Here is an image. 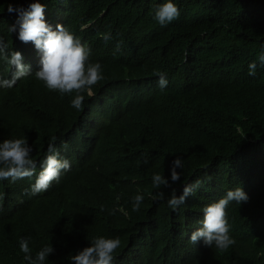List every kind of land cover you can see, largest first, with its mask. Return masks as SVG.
<instances>
[{"label":"trees","instance_id":"16d2710c","mask_svg":"<svg viewBox=\"0 0 264 264\" xmlns=\"http://www.w3.org/2000/svg\"><path fill=\"white\" fill-rule=\"evenodd\" d=\"M31 2L0 0V38L32 70L8 91L30 116L21 107L2 113L0 142L25 137L37 175L50 142L71 168L36 195L30 194L35 175L0 180L3 264H28L19 248L23 237H30L33 256L45 245L54 248L46 264H72L71 257L97 236L121 239L113 264H264V66L258 60L264 0H173L180 17L163 27L153 14L165 0H41L47 22H62L103 67L104 79L93 96L85 94L82 110L71 107L75 94L49 91L35 78L40 54L9 31L18 13L7 6ZM106 32L112 35L107 43ZM0 61L1 76L14 71ZM252 62L255 75L248 74ZM157 70L168 80L163 90ZM10 96L0 93V103ZM176 157L184 165L180 181L154 189L150 176L170 179ZM197 179L203 186L170 209L172 189L180 195ZM237 186L249 201H233L227 209L236 243L222 253L203 241L192 244L202 209ZM161 191L163 198L153 199ZM138 192L144 200L136 212L132 197Z\"/></svg>","mask_w":264,"mask_h":264},{"label":"clouds","instance_id":"9594fccd","mask_svg":"<svg viewBox=\"0 0 264 264\" xmlns=\"http://www.w3.org/2000/svg\"><path fill=\"white\" fill-rule=\"evenodd\" d=\"M46 4L41 0H34L24 7L9 4V13H18L15 23L9 26L10 32H18V39L27 44L32 43L40 54L39 68L35 71V78L42 82L44 87L60 95L75 94L71 100V107L82 110L85 94L89 97L94 95L93 88L104 79L103 67L100 62L91 60V48L82 41L73 31L63 24L50 25L45 17ZM181 10L173 0H165L158 4L154 10L153 19L162 27L180 17ZM102 39L107 43L112 39L111 32L102 34ZM119 47V45H117ZM0 58L14 68L8 72L6 77L0 75V93H7L23 77L31 74V66L26 65L24 57L19 51H12L10 54L3 38H0ZM261 66H264V51L258 56ZM257 64L252 62L249 65V75H255ZM155 75L159 77L158 87L163 90L168 84L166 74L157 70ZM23 108V114L30 116L28 109L14 105L10 96V102L0 103V121L2 113L13 108ZM55 137L52 141H55ZM66 147V145H65ZM33 148L25 137L5 139L0 142V180L11 179L13 182L19 179L36 176L34 184L31 185L30 194L36 195L47 191L54 181L58 182L62 172L71 168L68 159L60 158L59 151L50 142L47 147V155L41 165V170L36 174V161L32 157ZM144 163H147L145 159ZM183 161L180 157L173 159L170 167V179L160 173L152 176V187L154 189L171 188V184L179 182L183 169ZM203 181L197 179L195 182L186 184L182 194L177 195L172 189V194L167 200V205L172 210H177L183 205L190 195H193L203 186ZM28 190H26L27 192ZM163 198V192H157L153 199ZM144 200V195L137 193L132 197V210L138 212ZM242 204L249 201L248 194L242 187L237 186L230 189L218 201L206 205L203 209V219L199 221L200 227L190 235V242L197 244L203 241L206 247L213 245L220 251H226L236 241L231 236V225L229 223L228 206L231 202ZM30 237H23L19 240L20 251L24 254V260L28 264H46L49 254L54 252L51 245L40 248L35 256L29 246ZM121 246L119 237L97 236L90 241V246L71 257L72 264H113L115 253Z\"/></svg>","mask_w":264,"mask_h":264},{"label":"bare ground","instance_id":"6f19581e","mask_svg":"<svg viewBox=\"0 0 264 264\" xmlns=\"http://www.w3.org/2000/svg\"><path fill=\"white\" fill-rule=\"evenodd\" d=\"M71 3H73V2H71ZM71 6H72V4H71ZM73 6H74V4H73ZM73 6H72V7H73ZM72 7H71V8H72ZM68 8H69V7H68ZM66 10H67V9H66ZM66 12H67V11H66ZM64 14H65V13H64ZM66 15H67V14H66ZM64 17H65V16H64ZM9 18H10V16H9ZM62 18H63V16H62ZM6 20H8V19H6ZM62 20H63V19H62ZM62 20H61V21H62ZM61 21H60V22H61ZM67 22H68V21H67ZM61 23H62V22H61ZM61 23H60V24H61ZM68 23H69V22H68ZM69 25H70V24H69ZM99 28H100V27H99ZM101 29H102V28H100V30H101ZM96 30H99V29L96 28ZM96 32H97V31H96ZM98 32H99V31H98ZM7 49H8V48H7ZM0 62H1V61H0ZM7 65H9V64H7ZM0 72H1V71H0ZM107 112H108V111H106V116H107V115L109 116V114H107ZM115 112H116V111H115ZM104 114H105V113H104ZM110 114H111V113H110ZM112 115H115V113H114V114L112 113ZM117 115H118V114H117ZM106 116H105V117H106ZM103 117H104V116H103ZM105 117H104V118H105ZM111 117H112V116H111ZM113 117H114V116H113ZM87 118H88V117H87ZM107 118H108V117H107ZM109 119H110V118H109ZM79 120H80V119H79ZM79 120H78V121H79ZM100 120H101V119H100ZM111 120H112V119H111ZM111 120H109V121H111ZM86 121H87V120H86ZM86 121H85V124L88 122V121H87V122H86ZM98 121H99V120H98ZM89 122H90V121H89ZM94 122H95V120H94ZM102 122H103V121H102ZM83 123H84V122H83ZM97 123H99V122H97ZM22 124H23V123H22ZM103 124H104V122H103ZM103 124H102V125H103ZM94 125H95V124H94ZM75 126L77 127V125H75ZM75 126H74V127H75ZM80 126H81V125H79V127H80ZM82 127H83V125H82ZM80 129H81V128H80ZM88 129H89V128H88ZM88 129H87V130H88ZM94 129H98V128H94ZM92 130H93V129H92ZM92 130H91L90 132H92ZM78 131H80V130H78ZM78 131H77V132H78ZM31 132H32V131H31ZM71 132H72V131H71ZM84 132H85V131H84ZM94 132H95V131H94ZM78 133H79V132H78ZM25 134H26V133H25ZM40 134H42V133L40 132ZM83 134H84V133H83ZM91 134H93V133H91ZM75 135H76V134H74L73 136H75ZM80 135L84 137L85 134L82 135V133H81ZM81 136H80V137H81ZM89 136H90V134H89ZM89 136H88V137L85 136V139H86V138H87V139H88V138H91V137H89ZM75 137H76V136H75ZM92 137H93V136H92ZM76 138L78 139V137H76ZM82 139H84V138H82ZM74 140H75V139H74ZM85 141H87V140H85ZM81 142H82V141H81ZM74 143H76V142H74ZM89 143H90V140H89ZM102 144H103V143H102ZM89 145H90V144H89ZM83 146H84V145H83ZM85 146H86V144H85ZM90 146H91V145H90ZM92 146H93V145H92ZM92 146H91V147H92ZM103 146H104V145H103ZM83 148H84V147H83ZM86 148H87V147H86ZM102 148H103V147H102ZM82 150H84V149H82ZM82 150H81V151H82ZM94 150H95V149H94ZM94 150H93V151H94ZM85 152H86V151H85ZM71 154H72V153H71ZM98 155H99V154H98ZM42 156H43V155H42ZM72 156H73V155H71V158H73V157L76 156V155H74L73 157H72ZM81 156H82V155H81ZM65 157H66V156H65ZM98 157H99V156H98ZM98 157H97V158H98ZM102 157H103V156H102ZM105 157H106V156L104 155V158H105ZM68 158H69V157H68ZM80 158H81V157H80ZM100 158H101V156H100ZM100 158H99V159H100ZM69 159H70V158H69ZM77 160H78V159H77ZM100 160H101V159H100ZM42 161H43V159H42ZM104 161H105V160H104ZM73 162H74V161H73ZM41 163H42V162H41ZM150 177H152V176H150ZM139 179H142V178H139ZM146 179H147V178H146ZM151 179H152V178H151ZM135 181H137V180H135ZM137 183H138V182H137ZM137 189H138V188H137ZM139 192H140V190H139ZM147 195H148V194H147ZM125 213H126V212H125ZM261 221H262V220H260V222H261ZM263 221H264V220H263ZM262 225H264V224H262ZM257 230H258V229H257ZM253 232H254V231H253ZM237 233H238V232H237ZM255 234H256V233H255ZM253 235H254V233H253ZM236 236H238V234H236ZM241 236H242V235H241ZM234 237H235V236L233 235V238H234ZM237 238H239V237H237ZM234 239L236 240V238H234ZM254 239H257V238H254ZM259 239H261V238H259ZM247 240H248V239H247ZM152 241H153V240H152ZM242 241H243V239H242ZM245 241H246V240H245ZM132 242H133V241H132ZM257 243H258V242H257ZM10 244H11V243H10ZM48 244H49V243H48ZM150 244H151V243H150ZM248 244L250 245V243H248ZM254 244L257 245L255 242L253 243V245H254ZM13 245H14V244H13ZM10 246H11V245H10ZM11 247H12V246H11ZM249 247H251V245H250ZM252 247H253V246H252ZM8 248H9V245H8ZM237 248H238V247H237ZM1 249H2V248L0 247V250H1ZM14 249H15V247H14ZM240 249H241V248H240ZM8 250H10V248H9ZM2 251H3V249H2ZM10 251H11V250H10ZM218 252H220V251H218ZM224 252H226V251H224ZM250 252H251V251H250ZM250 252H249V253H250ZM4 253H6V252H4ZM221 253H222V251H221ZM246 253H248V252H246ZM249 253H248V254H249ZM1 254H2V253H1ZM6 254H7V253H6ZM11 254H13V252H12ZM17 254H18V253H17ZM228 254H233V252H232V253L230 252V253H228ZM242 254H245V252L242 253ZM248 254H247V255H248ZM4 255H5V254H4ZM8 255H9V254H8ZM8 255H7V256H8ZM18 255H19V254H18ZM142 255H143V254H142ZM7 256H6V257H7ZM12 256H13V255H12ZM140 256H141V254H140ZM176 256H177V255H176ZM224 256H227V255H224ZM231 256H232V255H231ZM245 256H246V255H245ZM0 257H1V256H0ZM6 257H5V259H6ZM178 257H179V256H178ZM228 257H230V256H228ZM12 258H14V257H12ZM226 258H227V257H226ZM10 259H11V258H10ZM10 259H9V260H10ZM0 260H1V261H0V263H1V262H2V258H1ZM3 260H4V259H3ZM230 260H233V259L231 258ZM5 261H8V259L5 260ZM131 261H132V260H131ZM133 261H135V260L133 259ZM153 261H154V260H153ZM187 261H188V260H184L182 263H186ZM124 262H125V261H124ZM124 262H123V264H124ZM126 262H127V261H126ZM126 262H125V263H126ZM179 262H180V261H179ZM9 263H10V261H9ZM132 263H133V262H132ZM2 264H3V262H2ZM5 264H6V263H5ZM129 264H130V263H129Z\"/></svg>","mask_w":264,"mask_h":264}]
</instances>
